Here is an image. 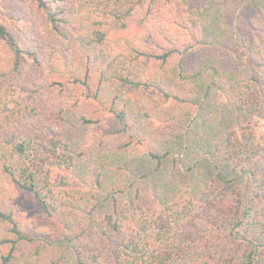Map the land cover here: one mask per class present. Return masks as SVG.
I'll list each match as a JSON object with an SVG mask.
<instances>
[{"label": "trees", "instance_id": "trees-1", "mask_svg": "<svg viewBox=\"0 0 264 264\" xmlns=\"http://www.w3.org/2000/svg\"><path fill=\"white\" fill-rule=\"evenodd\" d=\"M233 1L223 38L181 0L7 2L0 173L55 232L0 207V264H264V0ZM79 86L91 141L64 124Z\"/></svg>", "mask_w": 264, "mask_h": 264}, {"label": "rangeland", "instance_id": "rangeland-1", "mask_svg": "<svg viewBox=\"0 0 264 264\" xmlns=\"http://www.w3.org/2000/svg\"><path fill=\"white\" fill-rule=\"evenodd\" d=\"M9 0H0V18L7 12L9 8L7 2ZM187 9L200 20L203 33L210 38H223L225 35V18L232 14L234 10L233 0H181ZM78 33L83 34L89 23V14L87 9H80L78 13ZM139 33L138 24L135 19H129L122 28L121 23H115L108 27L106 32L107 38L114 46H118L126 39H132ZM56 95V94H55ZM61 99L59 95H56ZM86 94L82 86L77 91L67 97L63 102L65 104L66 117L64 120L65 127L78 129L85 133L88 141L93 140L96 136L97 129H93L92 125L86 127L80 120L82 114L92 112L91 99L85 100ZM96 114H92V118ZM104 121L101 125L105 131L109 132L117 127L110 126V122L106 119L110 115H102ZM0 207L14 212L18 218V225L21 234L27 238L47 237L50 238L55 232L54 228L44 216L37 202L26 198L16 187L0 173ZM11 264H30L20 254H16Z\"/></svg>", "mask_w": 264, "mask_h": 264}]
</instances>
